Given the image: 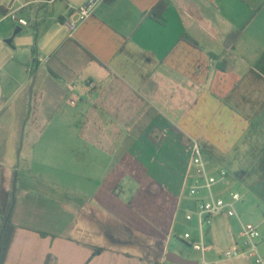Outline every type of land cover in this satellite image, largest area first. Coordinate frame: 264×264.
<instances>
[{
    "label": "crops",
    "instance_id": "crops-1",
    "mask_svg": "<svg viewBox=\"0 0 264 264\" xmlns=\"http://www.w3.org/2000/svg\"><path fill=\"white\" fill-rule=\"evenodd\" d=\"M33 1L0 0V209L18 189L6 264H174L192 141L227 170L219 193L250 201L264 0H103L73 32L87 0L30 4L9 46L8 6Z\"/></svg>",
    "mask_w": 264,
    "mask_h": 264
},
{
    "label": "built area",
    "instance_id": "built-area-1",
    "mask_svg": "<svg viewBox=\"0 0 264 264\" xmlns=\"http://www.w3.org/2000/svg\"><path fill=\"white\" fill-rule=\"evenodd\" d=\"M53 0H36L26 2L21 7L15 8L13 4L8 6L9 17L14 23L21 27H26L30 24L27 19L19 17V11L30 4L42 5L49 4ZM103 0H87L80 7H73L71 14L65 22L67 28L73 32L80 24L86 22L94 13L96 8ZM3 88L0 84V112L5 108V100L2 96ZM190 161L188 165V178L190 183H187L189 195L195 198V212L187 213L186 219L192 220L194 215L197 217L201 239L199 241L190 240L192 237L189 233H185L184 240L189 243L194 250L201 253V264H213L206 258L205 236L206 229L210 227L211 217L218 214H226L229 217H237L240 219L237 204L243 203L246 200L245 195L238 191H232L229 198H223L215 193L216 187H228V172L225 169H218L212 172L209 163L204 157L203 149L200 143L196 140L192 141L190 146ZM204 192L203 197L201 194ZM263 220L260 225L254 222L242 223V228L245 236L243 247H234L224 253V258L234 260L238 258L250 257L255 264H264V255L262 253V245L264 243L263 233L261 228H264V205L261 208Z\"/></svg>",
    "mask_w": 264,
    "mask_h": 264
},
{
    "label": "rangeland",
    "instance_id": "rangeland-1",
    "mask_svg": "<svg viewBox=\"0 0 264 264\" xmlns=\"http://www.w3.org/2000/svg\"><path fill=\"white\" fill-rule=\"evenodd\" d=\"M15 25V24H14ZM29 28L23 27L22 36H25L26 31ZM252 159L254 160V167L252 168L253 180H243L246 182V188L244 191L249 193L250 201L237 204L240 219L237 217H229L226 214L213 215L211 217L210 227L206 229L205 246H206V258L213 264H255L254 260L250 257L238 258L234 260L225 259L224 253L234 247H243L245 236L242 228V223L254 222L258 225L263 220V213L261 208L264 205V139H260L255 142V146L252 151ZM257 162V163H256ZM260 172H263L262 174ZM233 174V173H232ZM249 174V173H247ZM232 179V177H230ZM229 187V186H228ZM227 187V188H228ZM219 188H215V193L218 196L228 199V195L219 193ZM234 190V189H233ZM242 192V190H239ZM204 192L201 194L203 197ZM184 200L189 202L187 212L182 208L179 218V226L177 236L174 238V250L178 254L184 255L186 258L193 256L195 261L201 264L202 255L197 250L187 243L183 238L185 233L191 235L192 241H199L201 239L200 229L197 221V217L194 215L192 220H187V213L195 212L194 197L189 195V188L184 192ZM185 202V201H184ZM245 203V204H244ZM184 206V205H183ZM264 239V228H261ZM262 253L264 255V243L262 245Z\"/></svg>",
    "mask_w": 264,
    "mask_h": 264
},
{
    "label": "trees",
    "instance_id": "trees-1",
    "mask_svg": "<svg viewBox=\"0 0 264 264\" xmlns=\"http://www.w3.org/2000/svg\"><path fill=\"white\" fill-rule=\"evenodd\" d=\"M157 9H159V7L154 9L152 13H155ZM1 11H4V9H1ZM154 15L155 14H153V16ZM154 17L156 18V16ZM17 190V178L14 177L5 205L2 209H0V216L2 218V226L0 229V264H6L8 251L16 229V225L13 222V214L17 201ZM100 251L101 249H97L94 255L100 253Z\"/></svg>",
    "mask_w": 264,
    "mask_h": 264
},
{
    "label": "water",
    "instance_id": "water-1",
    "mask_svg": "<svg viewBox=\"0 0 264 264\" xmlns=\"http://www.w3.org/2000/svg\"><path fill=\"white\" fill-rule=\"evenodd\" d=\"M14 31L11 35V37H9L8 39L5 40V42L9 45L14 47V40L16 39V37H18L19 35L22 34L23 32V27L19 26V25H14ZM167 261H169L170 263H174V264H199L198 261H194V260H189L186 259L176 253L170 252L167 254L166 256Z\"/></svg>",
    "mask_w": 264,
    "mask_h": 264
}]
</instances>
